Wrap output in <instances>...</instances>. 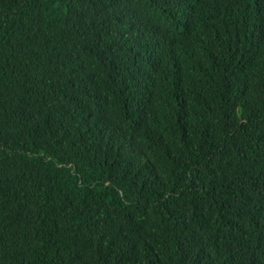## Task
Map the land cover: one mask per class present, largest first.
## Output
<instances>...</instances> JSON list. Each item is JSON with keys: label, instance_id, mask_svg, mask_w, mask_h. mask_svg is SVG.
I'll return each instance as SVG.
<instances>
[{"label": "trees", "instance_id": "trees-1", "mask_svg": "<svg viewBox=\"0 0 264 264\" xmlns=\"http://www.w3.org/2000/svg\"><path fill=\"white\" fill-rule=\"evenodd\" d=\"M0 264H264V0H0Z\"/></svg>", "mask_w": 264, "mask_h": 264}]
</instances>
